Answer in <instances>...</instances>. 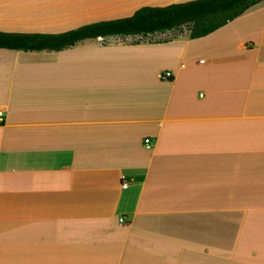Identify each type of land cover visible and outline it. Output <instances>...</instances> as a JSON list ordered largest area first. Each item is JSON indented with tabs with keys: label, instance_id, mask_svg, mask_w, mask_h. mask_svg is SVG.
<instances>
[{
	"label": "crops",
	"instance_id": "1",
	"mask_svg": "<svg viewBox=\"0 0 264 264\" xmlns=\"http://www.w3.org/2000/svg\"><path fill=\"white\" fill-rule=\"evenodd\" d=\"M119 1L0 0V31ZM0 111V264H264V0L197 38L0 48Z\"/></svg>",
	"mask_w": 264,
	"mask_h": 264
},
{
	"label": "trees",
	"instance_id": "2",
	"mask_svg": "<svg viewBox=\"0 0 264 264\" xmlns=\"http://www.w3.org/2000/svg\"><path fill=\"white\" fill-rule=\"evenodd\" d=\"M262 0H189L167 5H143L131 15L88 22L59 33L0 31V48L23 51H59L91 38L148 37L187 25L191 38L202 37L226 25Z\"/></svg>",
	"mask_w": 264,
	"mask_h": 264
},
{
	"label": "rangeland",
	"instance_id": "3",
	"mask_svg": "<svg viewBox=\"0 0 264 264\" xmlns=\"http://www.w3.org/2000/svg\"><path fill=\"white\" fill-rule=\"evenodd\" d=\"M167 2V0H141V1H119L117 5H109L104 4V8L102 10L103 14H113V15H124L130 13L135 7L144 5V4H159ZM104 17V16H103ZM186 29L187 25L183 26L182 29ZM133 40V39H132ZM131 40V41H132Z\"/></svg>",
	"mask_w": 264,
	"mask_h": 264
},
{
	"label": "built area",
	"instance_id": "4",
	"mask_svg": "<svg viewBox=\"0 0 264 264\" xmlns=\"http://www.w3.org/2000/svg\"><path fill=\"white\" fill-rule=\"evenodd\" d=\"M163 76L165 77V75L162 74V77H163ZM166 76H169V73H168V72L166 73ZM2 117H3V112L0 111V119H2ZM148 142H149V139L147 138V139H146V143H148ZM124 185H125V184H124Z\"/></svg>",
	"mask_w": 264,
	"mask_h": 264
}]
</instances>
